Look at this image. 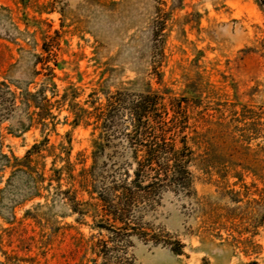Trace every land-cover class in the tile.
I'll return each mask as SVG.
<instances>
[{
  "label": "rangeland",
  "instance_id": "1",
  "mask_svg": "<svg viewBox=\"0 0 264 264\" xmlns=\"http://www.w3.org/2000/svg\"><path fill=\"white\" fill-rule=\"evenodd\" d=\"M0 264H264V0H0Z\"/></svg>",
  "mask_w": 264,
  "mask_h": 264
},
{
  "label": "trees",
  "instance_id": "2",
  "mask_svg": "<svg viewBox=\"0 0 264 264\" xmlns=\"http://www.w3.org/2000/svg\"><path fill=\"white\" fill-rule=\"evenodd\" d=\"M148 101H143L138 107H132L131 114H135L137 117V124L135 125V130H140L143 126L139 122H142V118L145 120V123L147 120H152V116H150L151 111L149 107L153 103H150L148 105ZM153 121V120H152ZM145 128V127H144ZM166 144H164L162 141H155L153 143H148L144 145V152L146 156V160H137L136 165L137 168L135 170V176L136 178H140L142 172H145L144 174H147V166H150L152 164L156 165V172L154 173L156 178L162 179L165 182L169 184L171 187H178L182 185H187L189 183V172L187 170V160L185 159V155L181 154L178 150L170 152V157H165V159H162L161 161L156 159L154 154L156 151L163 150L162 152H165ZM184 148V147H183ZM177 152V153H176ZM84 175H80V177H83ZM122 186L120 184L112 186V189L114 191L119 192L122 190ZM101 203L105 206V208H116L121 201H117L116 203H111V201H108L106 199H100ZM114 210V209H113ZM110 218L112 220L118 221V217L114 213V211H110Z\"/></svg>",
  "mask_w": 264,
  "mask_h": 264
}]
</instances>
